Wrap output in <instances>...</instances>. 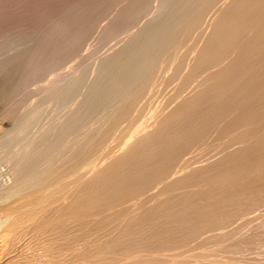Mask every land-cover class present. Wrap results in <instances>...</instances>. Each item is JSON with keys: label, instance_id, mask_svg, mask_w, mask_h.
<instances>
[{"label": "rangeland", "instance_id": "374dc122", "mask_svg": "<svg viewBox=\"0 0 264 264\" xmlns=\"http://www.w3.org/2000/svg\"><path fill=\"white\" fill-rule=\"evenodd\" d=\"M27 120L42 127L14 130ZM0 125V140L34 134L15 157L0 145V218L33 173L94 205L67 223L42 211L6 258L0 238L4 261L264 264V0H0Z\"/></svg>", "mask_w": 264, "mask_h": 264}, {"label": "bare ground", "instance_id": "6f19581e", "mask_svg": "<svg viewBox=\"0 0 264 264\" xmlns=\"http://www.w3.org/2000/svg\"><path fill=\"white\" fill-rule=\"evenodd\" d=\"M176 67V66H175ZM177 69V68H176ZM163 82V81H162ZM158 86H159V84H158ZM163 86V85H162ZM161 86V87H162ZM154 88V87H153ZM155 89H156V87H155ZM155 91V90H154ZM153 93V92H152ZM148 95V94H147ZM149 98V97H148ZM158 102V101H157ZM163 102V101H162ZM161 103V102H160ZM151 104V103H150ZM162 105V104H161ZM167 105V104H166ZM63 106H64V104H63ZM63 106H61L62 108L61 109H63V108H65V107H63ZM143 106V105H142ZM147 107H148V105H147ZM43 108V107H42ZM146 108V107H145ZM166 108V107H165ZM46 109H48V108H43V110L45 111ZM60 109V108H59ZM141 109V108H140ZM143 109V108H142ZM141 109V111H143ZM146 110V109H145ZM36 111V110H35ZM141 111H139V114H140V112ZM148 111V110H147ZM147 111H143V112H147ZM37 113H38V115H39V112L38 111H36ZM35 112V113H36ZM143 112H141V113H143ZM153 112V111H152ZM31 113V112H30ZM36 113V114H37ZM43 113V112H42ZM41 113V111H40V114H42ZM45 113V112H44ZM47 113V112H46ZM173 113V112H172ZM176 113V112H175ZM32 115H34V116H31L30 117V121H32L31 119H33V118H35L36 116H35V114H34V112H32L31 113ZM138 114V113H137ZM154 114V113H153ZM159 114V113H158ZM169 114V113H168ZM37 115V116H38ZM42 115H44V114H42ZM41 115V116H42ZM144 115V114H143ZM160 115V114H159ZM40 116V115H39ZM38 116V117H39ZM41 116L39 117V118H41ZM138 118H139V116L138 115H136ZM141 116H142V114H141ZM151 116H153V115H151ZM33 117V118H32ZM38 117H37V119H38ZM135 117V116H134ZM148 117V116H147ZM146 117V118H147ZM157 117V116H156ZM29 118V117H28ZM136 118V117H135ZM141 118V117H140ZM144 118V117H143ZM149 118V117H148ZM160 118V117H159ZM151 119V118H150ZM149 119V122L150 121H152V120H150ZM155 119V118H154ZM41 120H42V118H41ZM40 120V121H41ZM138 120V119H137ZM156 120V119H155ZM24 120L22 119V121L21 122H23ZM29 120H27V122H28ZM29 121V123L28 124H26V126L23 124V126L22 125H19L18 126V124H17V127H19V128H17L15 125H13V127H14V130H15V128L16 129H18V130H21V129H24V128H26V129H28V127L31 125V123L32 122H30ZM35 122H37L36 120H34ZM33 121V122H34ZM39 121V122H40ZM48 121V120H47ZM46 121V122H47ZM117 121V120H116ZM136 121V120H135ZM139 121V120H138ZM141 121V120H140ZM160 121V120H159ZM20 122V121H19ZM19 122H17V123H19ZM26 122V119H25V121H24V123ZM34 122V123H35ZM50 122V120L48 121V123ZM52 122V121H51ZM111 122V121H110ZM154 122V121H153ZM152 122V123H153ZM161 122V121H160ZM34 123H32V125H34ZM44 123V122H43ZM47 123V124H48ZM120 123V122H119ZM141 123V122H140ZM146 123H148V122H146ZM2 124V123H1ZM21 124V123H20ZM37 125H38V123H36ZM40 124V123H39ZM41 124H42V121H41ZM116 124V123H115ZM128 124V123H127ZM143 124H144V122H143ZM151 124V123H150ZM154 124V123H153ZM152 124V125H153ZM36 125V129H38L39 127H42V126H37ZM49 125V124H48ZM139 125V124H138ZM1 126V125H0ZM25 126V127H24ZM45 126V125H44ZM119 126H121L120 124H119ZM118 126V127H119ZM126 126V125H125ZM131 126V125H130ZM141 126V125H140ZM159 126H160V124H159ZM2 127H3V125H2ZM38 127V128H37ZM48 127V126H47ZM47 127L45 126V130L47 129ZM51 126H49V128H50ZM123 127L124 126H122V130H123ZM1 128V127H0ZM29 128H31V130L32 131H34V129L35 128H33V126L32 127H29ZM53 128V127H52ZM131 128V127H130ZM132 128H133V126H132ZM132 128H131V133H132ZM135 128V127H134ZM138 128H140V127H138ZM152 128V127H151ZM154 128H155V126H154ZM13 129V128H12ZM44 129V128H43ZM141 129V128H140ZM146 129V128H145ZM1 130V129H0ZM3 130V129H2ZM15 131L16 132V135H17V137L16 138H14V136H12L11 134V138H9L10 137V135H8L7 134V137H6V135L0 140V145H1V148L3 147V148H5V150L7 151V150H11V146H13V144L14 143H16V140L18 139V137H21V139L22 138H27V137H25V136H23L22 134L25 132V133H27V136H28V138L26 139L27 141H28V139H29V136H30V134H28V132L25 130L24 132L22 131V133H21V135L20 136H18V134H19V131ZM30 130V131H31ZM116 130V129H115ZM138 130V129H137ZM137 130L135 131V134L137 135V133L138 132H140V131H138L137 132ZM11 131V133L13 132V130H10ZM32 131L31 132H29V133H32ZM39 131H41L40 129H39ZM47 131H50L49 129L47 130ZM126 131V130H125ZM128 131L129 130H127V132H124V134L125 133H128ZM134 131V130H133ZM148 131V130H147ZM1 132V131H0ZM8 132V131H7ZM15 132H13L14 133V135H15ZM17 132H18V134H17ZM35 132H37V131H35ZM137 132V133H136ZM149 132V131H148ZM151 132V131H150ZM5 133V132H4ZM10 133V132H9ZM34 133V132H33ZM41 133H43V134H45L44 132H41ZM122 133V132H121ZM43 134H41V136L43 135ZM46 134H47V132H46ZM108 133H106V135H107ZM128 134H130V131H129V133ZM135 134H130V135H132L131 136V138H133L134 136H135ZM152 134H153V132H152ZM152 134H148V137H149V135L151 136ZM25 135V134H24ZM32 136H34V134H31ZM38 135V134H37ZM110 135V134H109ZM115 135V134H114ZM120 135H122V134H120ZM127 135V134H126ZM143 135V134H142ZM146 135V134H145ZM32 136H30V141H32V139L31 138H33ZM36 136V135H35ZM48 136V135H47ZM37 138L35 139V140H33V141H36V140H39L38 138V136H36ZM88 137V136H87ZM86 137V138H87ZM111 137V136H110ZM146 137V136H145ZM154 137V136H153ZM35 138V137H34ZM121 138V137H120ZM135 138V137H134ZM137 138V137H136ZM147 138V137H146ZM21 139H18L17 141H19V140H21ZM117 139V138H116ZM123 139V138H122ZM138 139V138H137ZM139 139H140V137H139ZM25 140V139H24ZM24 140H22V143H23V141ZM26 140L24 141V143H26ZM108 140V139H107ZM118 140V139H117ZM120 140V139H119ZM145 140V139H144ZM109 141V140H108ZM125 141H126V139H125ZM123 142H124V139H123ZM127 142V141H126ZM129 142V141H128ZM128 142H127V144H128ZM22 143H20L21 144V146H22V148L19 150V149H17V154H16V161L18 162V163H23L22 164V166H21V169L20 170H27V168L25 167V166H27L28 167V165H29V162H31L30 160H33L34 161V157H33V159L31 158V159H29L32 155H31V150H28L27 149V146H28V142L26 143L27 144V146L26 147H24L26 144H22ZM33 143V142H32ZM32 143H30L31 144V147L33 146L32 145ZM81 143V142H80ZM103 143H106V142H103ZM102 143V144H103ZM114 143V142H113ZM116 143V142H115ZM125 143V142H124ZM18 144V143H17ZM20 144H18L19 145V147H21L20 146ZM34 144V143H33ZM112 144V143H111ZM135 144V143H134ZM14 145H16V144H14ZM75 145V144H74ZM83 145V144H82ZM122 145V144H121ZM129 146H133V144L131 143H129L128 144ZM142 145V144H141ZM17 146V145H16ZM37 146V145H36ZM49 146V145H48ZM73 146V145H72ZM80 146V145H79ZM109 146H111V145H109ZM108 146V147H109ZM124 146H125V144H124ZM11 147V148H10ZM14 147V146H13ZM30 147V148H31ZM41 147V146H40ZM67 147V146H66ZM107 147V148H108ZM113 147V146H112ZM123 147V146H122ZM142 147V146H141ZM145 147V146H144ZM15 148V147H14ZM76 148V147H75ZM134 148H136L135 146L133 147V150H135ZM98 149V148H97ZM104 149V148H103ZM131 148H128V150H130ZM19 150V151H18ZM127 150V151H128ZM132 150V149H131ZM131 150H130V152L128 151V154L130 155V153H131ZM132 150V151H133ZM140 149H138L137 151H139ZM13 151V149L11 150V151H8V152H10V153H12V155L11 156H14L15 157V155H14V151ZM16 151V150H15ZM33 151V150H32ZM46 151V150H45ZM56 151V150H55ZM103 151V150H102ZM111 151H112V149H111ZM114 151V150H113ZM112 151V152H113ZM125 151V150H124ZM124 151H123V154H124ZM8 152H6L7 153V155H6V157L8 158L9 156H8ZM99 152V151H98ZM108 152H109V150H108ZM116 151H114V153H115ZM121 152V151H120ZM120 152H118L119 154H120ZM2 153H4V152H2ZM66 153V152H65ZM69 153H71V152H69ZM90 153V152H89ZM94 153V152H93ZM92 153V154H93ZM125 153H127L126 151H125ZM133 153V152H132ZM66 154H68V153H66ZM112 155H113V153H111ZM116 154V153H115ZM122 154V156H125V154L123 155ZM134 154V153H133ZM31 155V156H30ZM38 156H39V154H37ZM51 155V154H50ZM71 155V154H70ZM87 155V154H86ZM86 155H85V157H86ZM112 155H109L108 153H107V157H109V156H112ZM121 155V154H120ZM129 155H127V156H129ZM135 155H136V153H135ZM41 156V155H40ZM88 156V155H87ZM105 156V155H104ZM115 155H113V157H114ZM121 156V157H122ZM5 157V158H6ZM51 157V156H50ZM54 157H56V156H54ZM97 157V156H96ZM99 157H100V153H99ZM106 157V156H105ZM118 157H119V155H118ZM138 157V156H137ZM58 158V157H57ZM92 158H93V156H92ZM95 158V157H94ZM117 158V157H116ZM116 158H114V159H116ZM125 158H126V156H125ZM133 158V157H132ZM131 158V159H132ZM8 159H10V157L8 158ZM15 159L14 158H12V161L14 160L15 161ZM27 159H29V160H27ZM39 159V158H38ZM41 159V158H40ZM90 159V158H89ZM96 159V158H95ZM106 160L108 159V158H105ZM104 159V160H105ZM109 159H110V157H109ZM112 160L111 161V164H112V162L113 161H115V160ZM118 159V158H117ZM117 159H116V161H117ZM120 159V158H119ZM119 159H118V161H119ZM130 159V158H129ZM11 160V159H10ZM9 160V161H10ZM58 160V159H57ZM87 160V159H86ZM121 160H124V159H122L121 158ZM188 160V159H187ZM187 160H185V161H187ZM191 160V159H190ZM8 161V162H9ZM12 161H10V162H12ZM32 161V162H33ZM35 161H37L36 159H35ZM59 161V160H58ZM76 161V160H75ZM74 161V162H75ZM90 161V160H89ZM93 161H95V160H93ZM97 161V160H96ZM108 161V160H107ZM115 161V162H116ZM117 161V162H118ZM16 162V163H17ZM28 162V163H27ZM48 162V161H47ZM55 162V161H54ZM86 162V161H85ZM98 162H99V159H98ZM105 162V161H104ZM184 162V161H183ZM25 163V164H24ZM49 163V162H48ZM72 163V162H71ZM95 163V162H94ZM97 163V162H96ZM100 163V162H99ZM114 163V162H113ZM120 163V162H119ZM192 163V162H191ZM27 164V165H26ZM30 164H32V163H30ZM34 164H36L35 162H34ZM34 164H32V165H34ZM39 164V163H38ZM37 164V165H38ZM54 164V163H53ZM102 164V163H101ZM105 164H106V162H105ZM104 164V167L102 166V167H100V168H103V169H105V170H107V168H110V167H112V166H108V167H106V165ZM137 164V163H136ZM193 164V163H192ZM23 165H25V166H23ZM52 165V164H51ZM80 165V164H79ZM103 165V164H102ZM109 165V164H108ZM190 165V164H189ZM30 166V165H29ZM55 166V165H54ZM72 167H73V165H71ZM76 166V165H75ZM80 166H82V164L80 165ZM79 166V167H80ZM89 166V165H88ZM91 166H93V165H91ZM184 166H186V165H184ZM31 167V166H30ZM29 167V168H30ZM33 167H35V166H33ZM38 167V166H37ZM52 167V166H51ZM87 167V166H86ZM90 167V166H89ZM117 167V166H116ZM17 168V167H16ZM32 168V167H31ZM31 168H30V170H31ZM82 168H83V166H82ZM93 168H96V166L95 167H93ZM100 168L99 169H97V171L98 170H100ZM121 168V167H120ZM119 168V169H120ZM186 168V167H185ZM35 169V168H34ZM38 169V168H37ZM90 169V168H89ZM103 169H101L103 172H105V174L108 172L109 173V170H107V171H104ZM118 169V168H117ZM175 169V168H174ZM173 169V170H174ZM183 169V168H182ZM42 170V169H41ZM55 170V169H54ZM67 170H69V168L67 169ZM75 170V169H74ZM72 171V173H74L75 171ZM91 170V169H90ZM93 170H95V169H93ZM111 170H113V169H111L110 168V171ZM180 170V169H179ZM185 170V169H184ZM17 171V170H16ZM29 171V170H28ZM32 171H33V169H32ZM97 171L95 170L94 172V174H93V176L95 177V174L97 173ZM118 171V170H117ZM122 171V170H121ZM181 171V170H180ZM183 171V170H182ZM20 172V171H19ZM25 172V171H24ZM23 172V173H24ZM30 172V171H29ZM43 172V171H42ZM45 173H47L46 171H44ZM65 172V171H64ZM82 172H85L84 170H82ZM88 171H86V173H87ZM131 172H133V171H131ZM22 173V172H21ZM26 173V172H25ZM36 173V172H35ZM38 173H40V172H38ZM37 173V174H38ZM70 172H68V174H69ZM78 173H80V171L78 172ZM107 173V174H108ZM178 173V172H177ZM176 173V174H177ZM30 174V173H29ZM41 174V173H40ZM40 174H38V175H36L35 176V174L33 173L32 175H34V176H32L33 177V179H31V178H29V176L31 175H28V177L26 178V177H24V176H22L21 174V176L23 177V178H25L24 180H26V179H28L29 178V180H26V184H25V181L23 182V186L24 185H27V182H28V185L26 186V187H29L30 189H34V191H30V189L29 188H27V189H29V192H27L28 193V196L27 197H25L23 200H21L22 198H20L19 200H21L20 202H17V200H16V198H18L21 194H19V195H17L18 193H22V192H24L25 190H26V188L23 190L22 189V187H21V183H22V181H21V176L19 177L20 179V185H19V187L21 188L20 190H16V189H19V188H16V185H14L13 184V186H10L9 188H8V190H6L5 192H4V198H10V197H12V196H16V198H15V200H16V202L14 201V204L15 205H13V206H8L9 208L8 209H6V211H4V213H5V215L3 214L2 215V217L0 218V238H2V241H3V243H2V245L4 246V248L2 249L3 251H2V253L4 254V257H5V252H6V257H7V252H8V254H9V252L10 251H12V249L15 247V245H17L16 244V242H18L19 240H21L20 238H22L24 235V233L25 234H27V233H29V232H31L32 231V229H33V227H32V225H35V224H31V222H33V221H35L34 220V218H36V217H38V215H39V217H40V214L42 213L43 215H44V213L42 212V211H44V210H46L45 211V215H47L46 213L48 212L47 211V209H49L50 211H51V215H53V213L52 212H56V217H55V219L57 218V220L59 221V220H63L64 218L66 219V217H64V216H66L65 215V213L68 215V217L69 218H71L70 220H72L73 218H72V216H74V215H78V213L79 212H86V211H88V210H91V208H89L91 205H92V203H91V205H89V204H86V205H84L81 201V203H76V201H74L73 200V195H74V190L72 189V187H71V189H70V187H66L67 189L66 190H64V186H63V190L62 189H60V187L58 186L59 184L61 185V183H59V184H57V186H55L54 184L56 183V181H55V183H53L52 182V179H51V181L50 182H52V183H44V181H43V179H45V177H44V175H40ZM50 174V173H49ZM62 174V173H61ZM66 174V173H65ZM77 174V173H76ZM75 174V175H76ZM81 174V173H80ZM84 174V173H83ZM92 174V173H91ZM113 174V173H112ZM111 174V175H112ZM123 174V173H122ZM171 174V173H170ZM15 175V174H14ZM25 176H27L26 174H24ZM48 175V174H47ZM62 175H64V174H62ZM67 175V174H66ZM89 175H90V173H89ZM97 175L98 174H96V177H97ZM109 175V174H108ZM110 175V176H111ZM114 175V174H113ZM16 176V175H15ZM39 176V177H38ZM52 176V175H51ZM61 176V175H60ZM65 176V175H64ZM64 176H62L64 179H67V176L66 177H64ZM69 176H71V175H69ZM72 176H74V174L72 175ZM72 176H71V178L67 181V180H65V182H67V183H69L70 181H71V179H72ZM77 176H78V174H77ZM83 176V175H82ZM92 176V177H93ZM107 176V175H106ZM109 176V177H110ZM120 176V175H119ZM124 176V175H123ZM154 176V175H153ZM168 176V175H167ZM166 176V177H167ZM52 177H54V176H52ZM51 177V178H52ZM59 176H55V179H57ZM75 177V176H74ZM73 177V178H74ZM87 177V176H86ZM95 177V180L97 179V178H99V176L96 178ZM100 177H102L101 175H100ZM103 177H104V175H103ZM112 177V176H111ZM173 177V176H172ZM171 177V178H172ZM8 178V177H7ZM10 178V177H9ZM69 178V177H68ZM76 178V177H75ZM74 178V179H75ZM30 179H31V181H30ZM62 178H60V180H61ZM73 179V180H74ZM77 179L79 180V178L77 177ZM107 179V178H106ZM48 180H49V178H48ZM60 180H59V182H60ZM86 180H89V179H86ZM94 180V179H93ZM103 180V179H102ZM146 180V179H145ZM76 181V180H75ZM108 181V180H107ZM167 181V180H166ZM64 182V183H65ZM100 182V181H99ZM154 182V181H153ZM67 183H65V184H67ZM71 183V182H70ZM5 184V183H4ZM42 184V185H41ZM72 184H74V183H72ZM75 184H77V183H75ZM79 184V183H78ZM104 184V183H103ZM117 184V183H116ZM38 185H40V188L41 187H43V189L41 190V191H39V187H37L38 188V190L36 191V189L35 188H33V187H36V186H38ZM106 185V184H105ZM150 185H152V184H150ZM155 185V184H154ZM8 186V185H7ZM66 186H69V184H67ZM75 186V185H74ZM114 186V185H113ZM115 187V186H114ZM120 187V186H119ZM143 187V186H142ZM3 188V187H2ZM16 188V189H15ZM148 187H146V189H147ZM149 188H151V187H149ZM7 189V188H6ZM110 190V189H109ZM142 190V189H141ZM78 191V190H77ZM109 192V191H108ZM115 192V191H114ZM131 192V191H130ZM137 192H139V191H137ZM142 192V191H141ZM158 192V191H157ZM60 193H62V194H60ZM106 193V192H105ZM134 193V192H133ZM140 193V192H139ZM30 194V195H29ZM94 194V193H93ZM92 194V195H93ZM109 194V193H108ZM156 194V193H155ZM91 195V196H92ZM95 195V194H94ZM154 195V194H153ZM163 195V194H162ZM24 196V195H23ZM79 196H80V194H79ZM108 196V195H107ZM135 196V195H134ZM20 197H22V196H20ZM88 197V196H87ZM117 197V196H116ZM126 197V196H125ZM128 197V196H127ZM153 197V196H152ZM160 197V196H159ZM163 197H164V195H163ZM76 198V197H75ZM135 198V197H134ZM158 198V197H157ZM77 199V198H76ZM90 199V198H89ZM94 199H96L97 200V198H95L94 197ZM104 199V198H103ZM116 199V198H115ZM147 199V198H146ZM152 199V198H151ZM150 199V200H151ZM1 200V199H0ZM87 200V199H86ZM90 200H92V199H90ZM101 200V199H100ZM126 200V199H125ZM131 200V199H130ZM129 200V201H130ZM133 200V199H132ZM156 200V199H155ZM99 201V200H98ZM122 201V200H121ZM120 201V202H121ZM4 202V201H3ZM91 202V201H90ZM93 202V201H92ZM102 202V201H101ZM133 202H135V201H133ZM132 203V202H131ZM153 203V202H152ZM119 204V203H118ZM8 205V204H7ZM136 205H137V203H136ZM92 206H94V205H92ZM97 206V205H96ZM101 206V205H100ZM104 206V205H103ZM111 206V205H110ZM116 206H117V204H116ZM147 206V205H146ZM2 207V206H1ZM6 207V206H5ZM107 207V206H106ZM7 208V207H6ZM53 208H54V210H53ZM96 209H97V207H95ZM94 208V209H95ZM120 208V207H119ZM141 208H143V207H141ZM93 209V208H92ZM95 209V210H96ZM109 209V208H108ZM2 210V209H1ZM53 210V211H52ZM112 210V209H111ZM38 211H40L39 213H38ZM130 211H131V209H130ZM54 212V213H55ZM106 212V211H105ZM109 212H111L110 211V209H109ZM1 213H2V211H1ZM48 214H49V212H48ZM83 214H88V213H83ZM117 214V213H116ZM127 214V213H126ZM131 214H132V212H131ZM50 215V216H51ZM76 215V216H77ZM134 215V214H133ZM42 216V215H41ZM48 216V215H47ZM49 216V217H50ZM76 216H74V218H76ZM83 216V215H82ZM100 216V215H99ZM106 216V215H105ZM125 216V215H124ZM123 216V217H124ZM128 216V215H127ZM126 216V217H127ZM89 217V216H88ZM126 217H124V219L126 218ZM134 217V216H133ZM43 218H44V216H43ZM46 218V217H45ZM52 218V217H51ZM51 218H50V221H51ZM69 218H68V220H69ZM96 218V217H95ZM118 218H119V216H118ZM36 219H38V218H36ZM41 219V218H40ZM64 219V220H65ZM78 219V218H77ZM121 219V218H120ZM46 220V219H45ZM54 221V220H53ZM66 221V220H65ZM65 221H64V223H65ZM37 222V221H36ZM39 222V221H38ZM52 222V221H51ZM72 222V221H71ZM70 222V223H71ZM35 223V222H34ZM42 223H43V221H42ZM49 223V222H48ZM55 223V222H54ZM60 223V222H59ZM58 223V224H59ZM66 223H67V221H66ZM69 223V222H68ZM31 224V225H30ZM57 224V225H58ZM38 225V224H37ZM39 226V225H38ZM60 226V225H59ZM30 227H32V228H30ZM31 229V231L29 230V232H28V229ZM44 228V227H43ZM27 232V233H26ZM57 232V231H56ZM67 233V232H66ZM23 235V236H22ZM50 235H52V234H50ZM25 239V238H24ZM52 240V239H51ZM64 241V240H63ZM28 242V241H27ZM65 242V241H64ZM71 242V241H70ZM1 243H0V245H1ZM19 243V242H18ZM21 243V242H20ZM62 244V243H61ZM65 244V243H64ZM1 245V246H2ZM46 246V245H45ZM19 247V246H18ZM35 248V247H34ZM41 248V247H40ZM47 248H48V250H47V252H46V254L47 253H49L50 251H49V246H47ZM54 248V247H53ZM60 248V247H59ZM1 249V248H0ZM63 249V248H62ZM61 249V250H62ZM66 250H69V249H67V248H65ZM189 249H192V248H189ZM34 250V249H33ZM45 250L46 249H44V253H45ZM60 250V251H61ZM94 250V249H93ZM164 250V249H163ZM195 250V249H194ZM14 251V250H13ZM42 251V250H41ZM130 251V250H129ZM134 251V250H133ZM189 251V250H188ZM192 251V250H191ZM203 251V250H202ZM1 252V251H0ZM19 252V251H18ZM138 252V251H137ZM136 252V253H137ZM172 252V251H171ZM175 252V251H174ZM180 252V251H179ZM187 252V251H186ZM185 252V253H186ZM204 252H206V251H204ZM51 253V252H50ZM105 253V252H104ZM136 253H134V254H131V255H135ZM181 253V252H180ZM179 253V254H180ZM1 254V253H0ZM11 254V253H10ZM9 254V255H10ZM46 254H44L45 256H46ZM62 254V253H61ZM116 254V253H115ZM119 254V253H118ZM121 254V253H120ZM159 254V253H158ZM170 254V253H169ZM193 254V253H192ZM210 254V253H209ZM12 255H14V254H12ZM43 255V256H44ZM48 255V254H47ZM50 255V254H49ZM129 256L130 258L132 257V256ZM142 255V254H141ZM172 255V254H171ZM187 255H189V256H191L189 253L187 254ZM186 254H185V256H186V258H185V256H183V255H181V256H183V258L181 259V261H184L185 259L186 260H188L189 258H191V257H189V256H187ZM194 255V254H193ZM192 255V256H193ZM200 254H198V256H199ZM208 255V254H207ZM214 255V254H213ZM3 256V255H2ZM25 256H26V254H25ZM60 256V255H59ZM58 256V257H59ZM137 256H139V255H136V257ZM157 256V255H156ZM159 256V255H158ZM168 256H170V255H168ZM180 256V255H179ZM178 255H176L171 261L173 262V260L175 261L176 259H178V257H179ZM195 257H193V259H195L196 260V257H197V255H194ZM202 256H203V254H202ZM5 257V258H6ZM46 257H48V256H46ZM56 257V256H55ZM55 257H53V260H55L54 258ZM58 257L56 258V259H58ZM110 257V256H109ZM123 257H124V255H123ZM140 257V256H139ZM160 257V256H159ZM161 257H163V255L161 256ZM189 257V258H188ZM209 257V256H208ZM2 258V257H1ZM0 258V259H1ZM49 258H50V256L48 257V260H49ZM100 258V257H99ZM105 258V257H104ZM117 258V257H116ZM126 258H127V255H126ZM125 258V259H126ZM135 258V256L134 257H132V259L133 260H128V262L131 264H133V262H134V260L136 261V259H134ZM141 258V257H140ZM143 258V257H142ZM141 258V259H142ZM145 258V257H144ZM143 258V259H144ZM15 257L14 256H10V257H8L7 259H5V261L3 260V259H1L0 260V264H12L15 260ZM47 259V258H46ZM65 259V258H64ZM106 259V258H105ZM124 259V260H125ZM140 259V260H141ZM152 259V258H151ZM169 259V258H168ZM199 259V258H198ZM197 259V260H198ZM200 259L201 260H203L201 257H200ZM206 258H204V260H205ZM51 260V259H50ZM63 260V259H62ZM104 260V259H103ZM108 260V259H107ZM123 259H122V261H124ZM139 262H140V260L139 259H137ZM145 261H144V263L147 261V259H144ZM148 260H150V258L148 259ZM153 260V259H152ZM152 260L151 261H148V262H150V264H151V262H152ZM164 260H165V258H164ZM167 260V259H166ZM179 260V259H178ZM194 260V261H195ZM200 260V261H201ZM209 260V259H208ZM207 260V261H208ZM21 261V260H20ZM27 261V260H26ZM52 261V260H51ZM58 261H60V260H58ZM90 261V260H89ZM109 261V260H108ZM113 261V260H112ZM121 261V262H122ZM125 261H127V260H125ZM125 261L124 262H122L123 264L125 263ZM132 261V262H131ZM138 261H136V262H138ZM160 261V260H159ZM168 261V260H167ZM191 260H189L188 262H190ZM210 261H211V259H210ZM19 262V261H18ZM17 262V263H18ZM45 262V261H44ZM65 262V261H64ZM128 262H126L125 264H127ZM136 262H134L135 264H136ZM141 262H143V260H141ZM147 262V264H149ZM164 262V261H163ZM176 262H178V261H176ZM15 263V262H14ZM13 263V264H14ZM34 263V262H33ZM43 263V262H42ZM41 263V264H42ZM46 263V262H45ZM44 263V264H45ZM59 263V262H58ZM93 263V262H92ZM109 263V262H108ZM111 264H113V263H116V262H110ZM128 263V264H129ZM153 263V262H152ZM156 263H158V262H156ZM164 263H166V262H164ZM175 263V262H174ZM180 263H182V262H180ZM179 263V264H180ZM184 263V262H183ZM187 263V262H186ZM32 264V263H31ZM46 264H49V263H46ZM54 264H56V263H54ZM140 264H142V263H140ZM155 264V263H154ZM162 264V263H161ZM169 264H170V262H169ZM194 264V263H193Z\"/></svg>", "mask_w": 264, "mask_h": 264}]
</instances>
